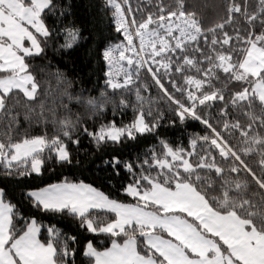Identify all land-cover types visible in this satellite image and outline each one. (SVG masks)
Instances as JSON below:
<instances>
[{
	"label": "snow or ice",
	"instance_id": "snow-or-ice-1",
	"mask_svg": "<svg viewBox=\"0 0 264 264\" xmlns=\"http://www.w3.org/2000/svg\"><path fill=\"white\" fill-rule=\"evenodd\" d=\"M195 7L103 0L89 21L76 0H0V264H264V0L212 23ZM47 51L85 62L52 73L64 115L33 135L9 101L38 97Z\"/></svg>",
	"mask_w": 264,
	"mask_h": 264
},
{
	"label": "trees",
	"instance_id": "trees-1",
	"mask_svg": "<svg viewBox=\"0 0 264 264\" xmlns=\"http://www.w3.org/2000/svg\"><path fill=\"white\" fill-rule=\"evenodd\" d=\"M146 2V0H145ZM76 3L78 4V13L84 18L85 20H91L98 11V6L103 3V0H76ZM188 3L194 4L195 10L200 14L206 21V23H212V22H218L219 18L223 16V10H222V4L224 3V0H188ZM259 3V0H249V4L254 8L255 5ZM135 7V5H133ZM105 23H110L108 20V17L105 16ZM242 21L240 19H237V24H241ZM231 27V26H229ZM105 35H108L109 38L113 41H116L119 39V35L115 31L114 28L112 29H105ZM75 58V65L72 63L73 59ZM48 60H51L52 63L49 67H46L44 69V72H40L39 69H34L33 74L36 76L38 81H42L41 89L39 91L38 97L29 100L28 98L23 97L22 95H15L14 99L12 101H9V103H12L14 105V115H18V118L20 120V127L21 129H27L31 134H40L45 130V126L43 124L44 119L46 118L48 121V129H51V120H52V112L49 111L50 108L56 107V116H62L64 113L62 110L58 107V100L53 103V97L57 95V92L61 85L57 84V80L55 76L52 74L54 73L56 68H60L63 70L69 77L72 76L73 69L75 67V70L77 72L80 71V66L83 65L84 58L83 54L81 53L80 56H77L76 53H72L68 56L63 57H53L51 51H47V55L44 57H38L34 60H30V65H39L43 67ZM92 63H95V55L93 54L92 57ZM85 72H87V69H84ZM100 76V83H103L102 74H97ZM143 75V73H142ZM92 79L95 81L97 79V76H93ZM231 86V85H230ZM49 93L47 98H45V92ZM145 97L156 96L157 90L155 88L150 90L149 92L144 93ZM44 101L45 108H44V115L41 116V109H40V102ZM147 102L145 103V107H147ZM27 107H31L33 109V112L29 113L31 117V126H29V122L24 120V114ZM72 107L75 109V105H72ZM128 115L131 116V108L128 109ZM41 121L40 124H37L36 121ZM9 123V120L7 118V113H0V131H6L7 125ZM200 128V125L197 122H191L187 131L188 132H195L198 131ZM179 135V133H177ZM183 139V137H181ZM149 143H153V141L149 140ZM143 147V146H142ZM63 175L68 176L69 178L72 177V171H65ZM76 177L79 179H85L86 182H91L94 179V176L91 172H85L83 175H81L79 172H77ZM98 187H101L99 182L97 183ZM102 190L104 191H111L113 196H116L117 193L114 188L110 189L108 186H103ZM121 199L130 200V198L124 197L121 195ZM134 202V201H133ZM103 217V213H98ZM47 222V221H46ZM55 223V221H53ZM61 228H64L63 224L58 225ZM75 227V225H73ZM75 234V233H73ZM84 235H87L89 239H94L98 247H104L107 245V238L104 235L99 234H89V233H83Z\"/></svg>",
	"mask_w": 264,
	"mask_h": 264
}]
</instances>
